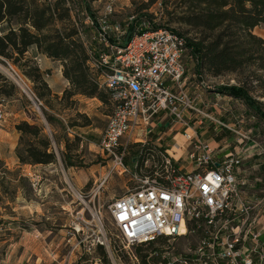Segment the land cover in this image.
Here are the masks:
<instances>
[{"label": "built area", "instance_id": "2783aa9c", "mask_svg": "<svg viewBox=\"0 0 264 264\" xmlns=\"http://www.w3.org/2000/svg\"><path fill=\"white\" fill-rule=\"evenodd\" d=\"M115 11V0H105L97 15L83 7L84 23H75L89 55L91 79L111 98L112 111L98 141L100 155L110 159V170L137 182L107 205L113 231L95 210V227L89 234L91 221L77 215L75 224L66 228L70 248L59 263L82 264L85 255L103 248L111 264H264V145L254 126L247 129L243 120L224 121L191 98L186 69L193 57L185 34L166 25L155 27L148 18L137 20L135 13L119 20ZM132 23L133 33L122 43ZM7 64L16 83L40 109L41 99ZM200 82L206 89L208 85ZM220 94L215 91L217 107H221ZM195 115L199 116L196 127ZM166 117L181 127L189 166L179 165L168 153L162 158L161 172L156 168L143 173L125 162L126 148L145 141ZM4 118L0 103V120ZM248 120L255 123L256 116L250 114ZM205 121L231 135L222 145L203 140L196 128ZM250 159L254 162H247ZM69 187L85 203L83 193ZM185 235L193 239L183 250L160 246L141 253L138 249L160 237ZM93 257L92 264H103L99 253Z\"/></svg>", "mask_w": 264, "mask_h": 264}, {"label": "rangeland", "instance_id": "374dc122", "mask_svg": "<svg viewBox=\"0 0 264 264\" xmlns=\"http://www.w3.org/2000/svg\"><path fill=\"white\" fill-rule=\"evenodd\" d=\"M26 2L31 12L35 7L50 8L52 11L49 23L40 30V33L50 35L57 30L61 35L68 33L69 39L81 42L75 23V21L82 25L84 23L81 9L87 7L92 14L97 15L102 11L105 0H26ZM115 9L113 16L119 20H125L127 15L135 13L139 18L150 19L155 27L166 25L185 34L189 39L200 37L201 28L187 23L189 11L185 0H115ZM16 20V17H12L0 22V31L6 30L9 26L16 27ZM29 27L38 32L31 25ZM255 28L254 32L264 34V24L257 26L256 31ZM86 31L90 36L88 28ZM256 54L259 57L257 61L264 63V50L260 49ZM194 58H189L193 61L191 63L197 61ZM2 59L4 62L0 61V68L14 82L18 92L3 97L0 101L5 110V118L0 120V264H60L59 261L70 248L65 235L67 226L75 224L78 220L77 215H80L91 221L88 223L90 226L88 230L89 234L92 233L96 210L104 225L113 231L107 205L114 197L135 185L137 179L110 170V159L100 155L98 141L105 127L107 114L112 111L111 102H103L94 96L93 101L96 103L87 106V103L78 100L76 95L50 94L39 81L26 74L28 65L23 59L18 58L16 62L5 57ZM7 61L17 69L41 99L40 109H36L16 83L8 69ZM258 62H244L236 71H225L218 76L196 74V79L203 80L208 86L244 83L250 88L252 96L264 103V69L259 68ZM34 63L38 64L36 59L35 62H29ZM46 73H50V70L45 71L44 79L47 78ZM54 77L51 75L50 80L53 81ZM99 89L105 91L102 87ZM39 91H43V95H40ZM241 102L238 101L239 104ZM243 106L245 112L236 105V110L241 108L242 114L246 117L243 127L249 129L254 126L257 137L264 145L263 121L257 118L255 123L248 121V112L245 105ZM214 115L222 118L216 113ZM31 118L42 127L40 136L50 141L48 150L54 152V161L28 165L25 163L27 161L19 160L16 150L18 148L23 150L26 139H32L36 143L37 138L31 133H26L20 138L15 123L21 119L31 122ZM67 126L74 130L73 135L67 133ZM201 129L197 128L198 132ZM157 131L159 129L156 127L155 132ZM211 131L210 136L215 137L216 134ZM216 141L220 143L217 139ZM154 153L143 162V165L147 170L153 171L157 168L161 172L162 159L158 160L157 152ZM64 154L70 157L72 165L64 163ZM163 157L164 155L161 156ZM124 159L132 166L129 150L126 151ZM247 162L254 160L250 159ZM145 168L143 169L146 170ZM69 185L75 186L83 193L85 203L80 202ZM80 209L81 212H77ZM87 239L91 237L88 236ZM192 239L191 235L176 238L160 237L152 244L140 245L138 249L144 253V249L169 246L178 251L183 250ZM117 243L121 245L118 240ZM96 253L101 256L103 264H111L103 248H98ZM96 253L85 255L82 264H92ZM71 259H74V255Z\"/></svg>", "mask_w": 264, "mask_h": 264}, {"label": "trees", "instance_id": "16d2710c", "mask_svg": "<svg viewBox=\"0 0 264 264\" xmlns=\"http://www.w3.org/2000/svg\"><path fill=\"white\" fill-rule=\"evenodd\" d=\"M185 3L189 11L187 23L201 28L200 37L189 39L186 36L189 54L197 58L198 75L207 73L218 76L225 71H236L244 62H258L259 57L256 53L260 49L264 50V38L254 32V28L264 24V0H185ZM51 15L50 8L35 7L31 12L26 0H0V22L12 17L17 19L16 27L9 26L6 30L0 31V61L4 62L2 57L12 59L13 62L18 58L23 59L28 65L26 74L39 81L41 86L52 94L38 64H29L35 62V58L28 56L26 50L30 44H35L38 50L62 64V74L69 82L63 89V94L81 93L96 96L103 102H111L109 92L99 89L97 83L91 79L87 63L89 55L82 42L69 39L70 34L61 35L57 30L50 35L40 33V30L49 23ZM29 25L38 32L31 30ZM133 30L134 23L128 28L122 43L131 37ZM208 32L210 33L205 35ZM257 64L259 68L264 69L263 62ZM206 89L241 100L248 114L262 120L264 127V103L252 96L246 84L224 83L219 86L209 85ZM17 92L14 82L0 68V101L3 97ZM39 94L43 95V91H39ZM31 122L21 119L15 123L20 138L26 133H31L37 138L36 143L32 139H26L23 150L19 148L16 150L19 160L40 163L54 161V152L48 150L50 141L40 136L42 127L36 121ZM128 150L132 166L141 169L145 168L143 162L154 155V152H157L158 160L167 154L165 147L154 143L149 137L145 141L131 143L125 154ZM63 161L67 165L73 164L70 157L65 154ZM124 161L127 162L126 159ZM142 172L151 173L152 170L143 169Z\"/></svg>", "mask_w": 264, "mask_h": 264}, {"label": "crops", "instance_id": "0c3cea01", "mask_svg": "<svg viewBox=\"0 0 264 264\" xmlns=\"http://www.w3.org/2000/svg\"><path fill=\"white\" fill-rule=\"evenodd\" d=\"M257 28V27H256ZM255 28V31H256ZM261 37H264L263 33H257ZM26 54L28 56H31L35 58L38 62V66L40 70L42 71L43 75L45 74V71L47 69L50 70V73L47 74V78L45 79L48 82V85L50 87V90L52 94H61L63 89L69 85L68 80L63 76L62 74V64L59 60L53 59L52 57L48 56L46 53L38 50L35 44H30L26 50ZM190 62V63H189ZM193 61H187V69H186V88L193 100H196L198 104L202 105L204 108L210 110L212 113H216L220 115L224 121L229 122H237L239 120H243V123H245L246 117L242 114V110L245 112L244 104L241 102L238 103V99L231 98V96H228L227 94H220V106L217 107L213 105V102L216 101L215 97V91L213 90H206L204 89L203 85H201V82L196 79V67H197V61H194V63H191ZM190 67H192V71H190ZM54 75L53 81L50 80V76ZM78 100L81 102L87 103V106L91 104H95L96 102L94 100V96H86L81 93L75 94ZM99 101V100H98ZM97 101V104L99 103ZM236 105H238L239 110H236ZM223 111H221V109ZM217 116V115H216ZM250 114L247 116V120L249 119ZM226 117V118H225ZM199 116L195 115L193 116V126H197ZM249 121V120H248ZM207 124V125H206ZM156 127L161 132L160 134L155 132ZM197 128H202L201 130H197ZM196 128L198 135L206 141H211V139H214L215 143L220 141L221 144L223 141L231 135V132L229 130H222V129H215L214 124L209 123L208 121L205 122V125L198 126ZM214 131V136H210V131ZM211 131V132H212ZM154 143H157L159 145H162L165 147V151L168 154H171L172 158L181 166H189L190 162L188 158L186 157L187 154V148H186V140L182 134L181 127H179L176 123H173L169 117H166L164 122L158 123L153 131L148 136ZM147 137V138H148ZM181 145V146H179ZM28 165H35L39 164L37 162H25Z\"/></svg>", "mask_w": 264, "mask_h": 264}]
</instances>
